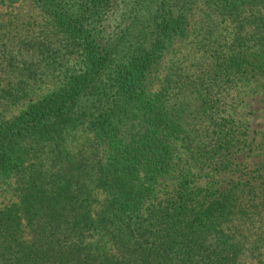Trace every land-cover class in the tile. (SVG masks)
<instances>
[{"label": "trees", "instance_id": "1", "mask_svg": "<svg viewBox=\"0 0 264 264\" xmlns=\"http://www.w3.org/2000/svg\"><path fill=\"white\" fill-rule=\"evenodd\" d=\"M187 38L199 54L168 61ZM249 71L264 0H0V264H264Z\"/></svg>", "mask_w": 264, "mask_h": 264}, {"label": "rangeland", "instance_id": "2", "mask_svg": "<svg viewBox=\"0 0 264 264\" xmlns=\"http://www.w3.org/2000/svg\"><path fill=\"white\" fill-rule=\"evenodd\" d=\"M18 5L19 4L17 3L16 6ZM21 13L24 16L31 14L29 16H32L31 18H33L35 17L37 11L28 6L27 3H24L21 6ZM197 54H199V52L195 46V39L187 38L176 44L175 49L168 57V61H189V59ZM56 82L55 78L46 79L43 83H40L41 85L39 87L34 89L32 98H36L48 91L50 88L55 86ZM241 90L242 97L237 102V109L240 111V120L243 127H245L246 134L248 135V141L241 144L238 150L237 158L243 163L253 164L256 160L264 156V77L255 76L249 71L244 79V82L241 84ZM27 102L28 100L20 102L8 112V116L17 113L26 105ZM174 153L176 159L175 167L177 169L182 168V170L186 171L190 170V177L192 179L196 178L195 175H199V171L193 168L187 152L181 145H179V143H175ZM167 180L175 182L177 178L173 175H169ZM9 195V189H5L4 186H0V203L5 201Z\"/></svg>", "mask_w": 264, "mask_h": 264}]
</instances>
